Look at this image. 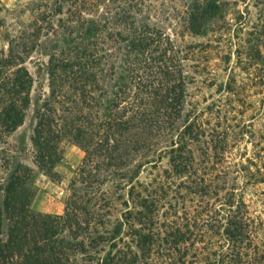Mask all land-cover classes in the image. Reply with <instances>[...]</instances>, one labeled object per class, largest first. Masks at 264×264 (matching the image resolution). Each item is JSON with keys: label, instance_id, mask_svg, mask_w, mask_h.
Segmentation results:
<instances>
[{"label": "trees", "instance_id": "trees-1", "mask_svg": "<svg viewBox=\"0 0 264 264\" xmlns=\"http://www.w3.org/2000/svg\"><path fill=\"white\" fill-rule=\"evenodd\" d=\"M159 1L42 0L10 39L0 61V127L18 130L31 103L30 73L10 69L23 64L17 49L29 55L53 38L50 101L37 111L31 141L48 173L65 141L85 157L61 216L34 213L28 173L11 175L0 264H264V220L252 216L238 185L227 189L225 168L207 173L212 141L200 140L208 128L189 101L187 55L161 25L172 21L174 36H202L225 4L181 0V9L166 8L174 15H161ZM147 168L158 174L141 182ZM189 195L209 200L179 215L173 201Z\"/></svg>", "mask_w": 264, "mask_h": 264}, {"label": "rangeland", "instance_id": "rangeland-1", "mask_svg": "<svg viewBox=\"0 0 264 264\" xmlns=\"http://www.w3.org/2000/svg\"><path fill=\"white\" fill-rule=\"evenodd\" d=\"M43 1L52 7L55 3V0ZM171 1L155 3L161 15H174L171 9L166 10L171 5L181 9V0ZM41 2L0 0L1 63L8 57L10 39L31 24L30 10ZM222 2L226 8L223 17L213 25L211 23L202 36L187 29H180V36H174L172 21L161 25L187 55L184 65L190 76L189 101L201 112V120L208 128L200 140L202 143L212 141L206 147L211 156L208 164H204L207 173L225 168L227 189L238 185L236 188L243 194L252 216L264 220V0ZM52 39H42L39 47L31 50L29 55L17 49L23 64L10 68L26 69L33 78V88L23 125L11 134L0 127V208L3 210L5 188L11 175L26 171L33 193L32 211L42 215H63L71 195V184L85 157L73 142L65 141L63 160L48 173L40 167L31 141L38 123L37 111L50 101L48 54ZM217 139L219 142L216 143ZM197 147L202 149L196 154L203 161L200 157L203 146L198 144ZM216 153L223 159H215ZM161 168H168V159ZM150 173L158 174L147 168L141 174V182L154 179ZM224 179L221 176V181ZM225 193L223 191L221 196ZM184 199L173 201L179 205V215L185 214V205L194 212L203 202L194 195ZM210 200L216 201L215 198ZM4 229L8 231L6 220Z\"/></svg>", "mask_w": 264, "mask_h": 264}, {"label": "crops", "instance_id": "crops-1", "mask_svg": "<svg viewBox=\"0 0 264 264\" xmlns=\"http://www.w3.org/2000/svg\"><path fill=\"white\" fill-rule=\"evenodd\" d=\"M7 54V53H6Z\"/></svg>", "mask_w": 264, "mask_h": 264}]
</instances>
